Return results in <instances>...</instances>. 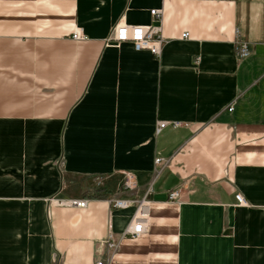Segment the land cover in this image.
Segmentation results:
<instances>
[{
	"label": "crops",
	"instance_id": "crops-1",
	"mask_svg": "<svg viewBox=\"0 0 264 264\" xmlns=\"http://www.w3.org/2000/svg\"><path fill=\"white\" fill-rule=\"evenodd\" d=\"M153 9L160 58L107 43ZM99 261L264 264V0H0V264Z\"/></svg>",
	"mask_w": 264,
	"mask_h": 264
},
{
	"label": "built area",
	"instance_id": "built-area-1",
	"mask_svg": "<svg viewBox=\"0 0 264 264\" xmlns=\"http://www.w3.org/2000/svg\"><path fill=\"white\" fill-rule=\"evenodd\" d=\"M151 16L154 22L159 23L158 25L153 24L149 26H134L128 25L125 22H121L114 28L109 39L107 40V43L116 46L124 43H131L133 44L136 51H149L154 57L160 58L162 55V48L164 44V38L162 36L163 11L153 9L151 10ZM73 38L80 41L85 39V36L81 31H76L73 35ZM251 53L252 50L247 43L242 44L238 49V56L241 59L249 57ZM229 111H233V108H229ZM167 126V122H159L157 132H161ZM155 164L163 170L168 166V161H166L164 158L158 157L155 160ZM124 175L125 179L123 182V190L127 192H135L138 186L134 174L125 172ZM153 191V186L149 185L143 197L137 200V212L132 223L126 230L124 236H129L133 239H137L146 233L149 226L147 212L151 203ZM176 196V192L172 193L171 195L172 198H175ZM236 199L240 205H248L247 201L241 194L237 195ZM132 202L133 201L119 198L112 200L115 208H127L131 205ZM61 204H64V202H61ZM68 204L79 208H85L88 204V200H71L68 202ZM110 246L114 247L113 244H110ZM97 264L105 263L103 261H99L97 262Z\"/></svg>",
	"mask_w": 264,
	"mask_h": 264
},
{
	"label": "rangeland",
	"instance_id": "rangeland-1",
	"mask_svg": "<svg viewBox=\"0 0 264 264\" xmlns=\"http://www.w3.org/2000/svg\"><path fill=\"white\" fill-rule=\"evenodd\" d=\"M241 46V44L238 46V48H237V51H238V49H239V47ZM249 46H250V44H249ZM250 48H251V46H250ZM240 58V57H239ZM241 59V58H240Z\"/></svg>",
	"mask_w": 264,
	"mask_h": 264
},
{
	"label": "bare ground",
	"instance_id": "bare-ground-1",
	"mask_svg": "<svg viewBox=\"0 0 264 264\" xmlns=\"http://www.w3.org/2000/svg\"><path fill=\"white\" fill-rule=\"evenodd\" d=\"M141 215V214H140Z\"/></svg>",
	"mask_w": 264,
	"mask_h": 264
}]
</instances>
